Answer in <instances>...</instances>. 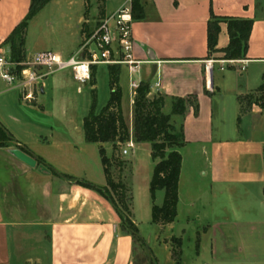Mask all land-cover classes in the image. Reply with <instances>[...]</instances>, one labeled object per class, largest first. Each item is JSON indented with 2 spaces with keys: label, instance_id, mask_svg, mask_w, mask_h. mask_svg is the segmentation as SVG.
Wrapping results in <instances>:
<instances>
[{
  "label": "crops",
  "instance_id": "obj_1",
  "mask_svg": "<svg viewBox=\"0 0 264 264\" xmlns=\"http://www.w3.org/2000/svg\"><path fill=\"white\" fill-rule=\"evenodd\" d=\"M29 4L30 0H0V54L6 53L5 40L25 18ZM128 4V0H120L105 15ZM139 4L142 16L133 21L131 36L133 58L140 65L134 73L124 65L118 67V84L124 78L128 86L130 121L134 100L131 82L147 83L151 96L161 95L167 100L195 97L197 104L196 115L193 107L188 106L183 117H171L174 127L182 128L185 140L178 149L182 162L175 221L157 226L150 218L146 231H141L130 187L125 185L130 195L131 219L140 241L153 251L157 260V251L165 255L162 264L171 262L160 241L176 237L175 222L186 203V209L190 210L183 218L203 223L194 233L199 249L192 254L193 259L200 258L202 240L207 242L210 231L214 238H220V250L217 244L210 245L211 260H219L221 264H264V112L243 101L262 84L264 77V0H139ZM75 7L83 9L75 14V28L80 30L84 0H51L28 25L32 26L44 13L52 21L58 16L61 29L69 31L73 28ZM213 17L221 21L218 51L229 44L223 20L253 22L243 59L244 71H240L241 64L222 71L217 65L209 72L205 70L207 60L223 56L218 52L209 57L207 25ZM47 19L44 18V28L57 23ZM51 30L54 29L50 27ZM24 49L29 55L26 41ZM75 52L57 54L68 58ZM98 67L107 68L109 85V66L94 67L92 83H87L91 94L87 113L92 94L96 97ZM65 72L41 79L40 96L33 104L23 103L19 90L8 88L0 78V125L10 136L0 142L24 147L60 175L85 181L109 194L99 154L100 147L106 151L108 144L85 142V116L79 125L72 115L75 109L72 80H75L72 73ZM84 86L78 85L76 93L80 94ZM167 105L164 112L169 114ZM122 113L124 117L123 110ZM130 142L133 156L135 148L144 144H134L132 139ZM13 147H0V264H133L135 239L123 228L109 199L54 176L41 165L30 167L11 155L9 149ZM187 148L202 159V167L199 170L192 167L191 172L207 178V183L198 187L191 182L192 193L185 201L181 199L182 151ZM152 203L151 200L150 209ZM196 206L198 209L192 212ZM177 238L183 247L184 239ZM216 250L219 258H213Z\"/></svg>",
  "mask_w": 264,
  "mask_h": 264
},
{
  "label": "trees",
  "instance_id": "obj_2",
  "mask_svg": "<svg viewBox=\"0 0 264 264\" xmlns=\"http://www.w3.org/2000/svg\"><path fill=\"white\" fill-rule=\"evenodd\" d=\"M51 0H30L29 9L25 18L17 25L8 38L5 45L8 46L7 57L11 62L20 63L25 58L24 43L29 22L42 10ZM86 4V0H85ZM132 20H138L142 16V9L139 0H131L130 3ZM217 19H211L207 25V48L209 57L216 49L219 33ZM223 22L227 27L229 38L228 46L222 50L225 60H243L247 50V42L253 22L251 20L225 19ZM88 32L85 28L84 33ZM91 33L86 34L90 36ZM119 66H109V99L106 105L96 112V98L92 94V102L89 112L83 120L84 140L88 144H111L115 148L130 141V132L121 110L122 93L118 84ZM94 67L91 77H94ZM149 85L140 83L135 90L132 113H133V143L149 144L151 148V159L155 162L152 177L149 184V193L152 202L155 201L156 193H164L161 206L153 204L151 208V222L157 226L172 224L177 217L178 184L182 158L178 149L184 146L185 140L182 128H175L171 122L172 116L183 117L188 106H192L195 115L197 104L195 97L185 99L172 98L167 100L161 95L148 97ZM247 105L264 106V77L262 84L251 94L243 98ZM170 104V112H164L166 103ZM10 138L7 132L0 125V140ZM119 144V145H118ZM0 147H6L0 142ZM170 149V152L166 153ZM25 156L33 159L35 166H43L52 175L75 182L77 185L96 191L111 201L116 212L121 218L123 228L133 239L140 241L138 230L132 222L130 210V196L126 186L115 182L109 174L112 161L106 157L104 149L100 147L99 154L106 178L109 194L85 181L60 175L42 159L34 156L26 148L16 149ZM141 242V241H140ZM178 251H172V258L175 264H181V239H177Z\"/></svg>",
  "mask_w": 264,
  "mask_h": 264
},
{
  "label": "rangeland",
  "instance_id": "obj_3",
  "mask_svg": "<svg viewBox=\"0 0 264 264\" xmlns=\"http://www.w3.org/2000/svg\"><path fill=\"white\" fill-rule=\"evenodd\" d=\"M120 0H84V12H83V23L80 25V30L76 29V15L82 12L77 7L73 10V21L71 22L73 24V28L66 32L61 29L60 25L58 24V16H55L53 21L47 19L46 15L40 14V16L37 18L36 22L31 26L28 25L27 31H26V45L27 50L30 54H34L33 50L35 48H40L44 51H49L53 53L63 52V55L70 54L71 52H75L79 47L82 45V35L92 33L96 27L98 26L100 20L105 16V12H110L112 8L119 2ZM52 21L57 22L56 24H53L50 26L54 30L50 31V27L48 26L44 28V18ZM60 22V21H59ZM85 28H87L86 33H84ZM72 34V36H71ZM37 43L38 45L36 46ZM65 45V49L59 48L61 46ZM36 46V47H35ZM5 52L6 56L8 53V46L5 45ZM224 50V49H223ZM218 51V50H217ZM25 52V49H24ZM219 53L223 54L222 51H218ZM218 52L212 53V55H216ZM59 54V53H58ZM224 55V54H223ZM63 59H66L63 57ZM215 60H225L222 57L219 58H213ZM98 76H97V87H96V112H100V110L106 105L108 99H109V85H108V79H107V68L106 67H98ZM102 69V70H101ZM65 73H70V70H65ZM71 76V75H70ZM72 77V76H71ZM70 77V78H71ZM72 80V78H71ZM73 90H72V98L74 101L75 109L72 113L73 120L76 121L79 125L84 116L87 115V100L90 98L91 94L89 92V84L92 82H89V84H86L82 90L81 93H76V89L78 87L77 82L73 81ZM121 86V92H122V110L125 114V121L126 124L129 127L130 131V139L133 137V129H132V120H133V113L131 115L132 119L130 121L129 118V107H128V86L126 84V81L123 80L120 81L119 87ZM2 87L1 81H0V88ZM155 96V95H154ZM154 96H149L150 98ZM34 102H32L33 104ZM169 102L166 103V106L168 107ZM170 105V104H169ZM26 105L23 104V107ZM168 109V108H166ZM36 121H41L39 118H35ZM6 147L10 148L11 146L13 148L9 150H16L18 147L15 144H12L10 142H5L4 144ZM125 147V144H122L119 147H114L111 144H108L106 146L105 155L107 158H109L112 161L111 167L109 168V174L111 175L112 179L115 182L125 183L124 185H127L130 187V192L133 197V207L135 210V217L140 223V230L144 232L147 229V223H149L151 218V209H150V193H149V184L152 177L153 169L155 166V162L152 161L150 157L151 148L149 144H144L141 147L135 148L134 155L132 156L131 151L126 148L128 155H122L121 150ZM170 152V149L167 150L166 153ZM183 159H184V169H183V180H182V186H181V199L187 200L188 195L191 194V190H189L190 183H195L198 187H203L207 183V178L203 179L196 173H192L191 170L192 167H196V169H200L202 167V159L199 157L194 156V152L192 149H185L182 151ZM195 170V168H194ZM189 192V193H188ZM129 195V194H128ZM130 196V195H129ZM204 196H201V200L204 199ZM164 193L162 191L157 192L155 201L152 203L156 206H161L163 203ZM198 207H194L192 209V212L194 210H197ZM190 209H186V203H184V206L181 207L180 211V218L177 219L175 222V230L174 235L176 237L166 238L160 241V244H164L165 248L164 251L169 254V257H171L172 260L168 264H173V258H172V251H178L177 249V237H181L184 239V244L182 247L181 242V250L183 252V257H185V261H183V257L181 258V264H221V261L215 259L211 260L210 255V245L217 244L216 248L220 250L219 248V240L218 237H213L211 235V232L209 231V234L207 236V242L202 240L201 245V255L199 259H193V253L198 251L199 249V241H196L194 239V233L197 230H200V226H202L203 223L193 221L188 222L187 219H184L183 214L187 213V211ZM223 241V240H222ZM218 251V250H216ZM171 255V256H170ZM217 256L218 258L221 256L219 251L216 253V255H213V258ZM157 257L158 260L153 253V251H150L147 249V247L140 241L135 240V255L133 258V264H162L165 255L163 253H158L157 251ZM174 262V261H173Z\"/></svg>",
  "mask_w": 264,
  "mask_h": 264
},
{
  "label": "built area",
  "instance_id": "obj_4",
  "mask_svg": "<svg viewBox=\"0 0 264 264\" xmlns=\"http://www.w3.org/2000/svg\"><path fill=\"white\" fill-rule=\"evenodd\" d=\"M128 6L123 7L111 15H105L90 36L82 35V45L76 52L66 58L58 54L43 51L34 54H25L20 63L11 62L6 53L0 54V78L8 88L14 87L21 94L23 103H31L40 96V80L57 72L70 70L74 80L86 85L91 81L92 68L98 65L128 67L130 73H134L140 62L133 58L132 41V12L131 0ZM241 64L240 71H244V60H215L205 62L207 72L213 70L214 65L219 70L226 67ZM135 90L139 84L131 82ZM157 86V84H156ZM149 87L148 97L151 96ZM264 112V106H258ZM119 145V144H118ZM121 146V145H120ZM127 149L132 148V143L126 142ZM126 148L121 150L122 155L127 154Z\"/></svg>",
  "mask_w": 264,
  "mask_h": 264
},
{
  "label": "water",
  "instance_id": "obj_5",
  "mask_svg": "<svg viewBox=\"0 0 264 264\" xmlns=\"http://www.w3.org/2000/svg\"><path fill=\"white\" fill-rule=\"evenodd\" d=\"M10 153H11V155L16 157L20 161L24 162L25 164L29 165L30 167H34L35 166V162L33 161V159L25 156L24 154H22L18 150H11Z\"/></svg>",
  "mask_w": 264,
  "mask_h": 264
}]
</instances>
